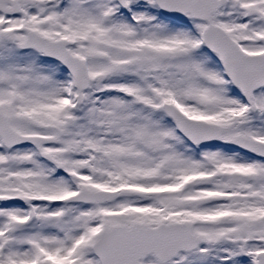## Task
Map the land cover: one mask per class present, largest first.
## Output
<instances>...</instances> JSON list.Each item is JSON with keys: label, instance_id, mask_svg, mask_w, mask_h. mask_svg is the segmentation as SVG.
<instances>
[{"label": "snow or ice", "instance_id": "6c2138e0", "mask_svg": "<svg viewBox=\"0 0 264 264\" xmlns=\"http://www.w3.org/2000/svg\"><path fill=\"white\" fill-rule=\"evenodd\" d=\"M0 264H264V0H0Z\"/></svg>", "mask_w": 264, "mask_h": 264}]
</instances>
